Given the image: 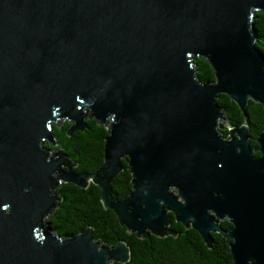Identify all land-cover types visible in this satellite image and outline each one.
Instances as JSON below:
<instances>
[{
    "label": "water",
    "instance_id": "water-1",
    "mask_svg": "<svg viewBox=\"0 0 264 264\" xmlns=\"http://www.w3.org/2000/svg\"><path fill=\"white\" fill-rule=\"evenodd\" d=\"M260 10L264 0H0V264L130 260L126 241L95 240L93 228L57 234L48 219L63 182L100 186L141 236L177 235L172 212L209 245L211 233L231 239V264H264V130L255 156L248 124L221 135L218 102L226 93L245 115L249 98L264 105ZM199 56L216 81L199 78ZM88 116L109 129L94 173L46 146L58 118L74 121L72 135ZM126 158L133 190L118 199Z\"/></svg>",
    "mask_w": 264,
    "mask_h": 264
},
{
    "label": "trees",
    "instance_id": "trees-1",
    "mask_svg": "<svg viewBox=\"0 0 264 264\" xmlns=\"http://www.w3.org/2000/svg\"><path fill=\"white\" fill-rule=\"evenodd\" d=\"M255 15L257 45L264 52V11H257ZM194 62L201 80H217L214 68L204 56L195 58ZM218 102L229 122L226 128L220 130L221 135L227 138L231 127L248 124L252 147L257 149L254 154L259 156L258 136L264 130V105L249 98L246 106L248 115H245L237 101L226 93L218 94ZM73 124L71 120L54 124V133L59 142L56 147L63 148L77 163V171L94 173L104 162L109 129L95 117L89 116L85 121V129H77L70 135L69 129ZM122 165L124 168L112 183V193L118 199L128 197L133 190V175L127 158L122 160ZM56 193L60 199L48 220L57 234L71 238L86 232L90 227L93 228L95 240L101 239L113 245L120 240L127 242L130 260L124 263L113 261L112 264H231L233 261L231 239L219 232L211 233L213 243L209 245L199 230L177 221L172 212L170 229L177 235L160 237L151 233L149 237H144L141 236L143 234L130 231L120 223L113 210L105 208L101 199L102 190L97 184L91 182L83 188L72 182H63ZM222 225L227 227L231 224L225 221Z\"/></svg>",
    "mask_w": 264,
    "mask_h": 264
},
{
    "label": "rangeland",
    "instance_id": "rangeland-1",
    "mask_svg": "<svg viewBox=\"0 0 264 264\" xmlns=\"http://www.w3.org/2000/svg\"><path fill=\"white\" fill-rule=\"evenodd\" d=\"M64 120H66V121H68V120H71V119H69V117H60V118H58V120H57V122H54V123H56V124H61ZM72 121V123L74 122L73 120H71ZM225 124L227 123V122H224ZM223 123V124H224ZM221 124V123H220ZM229 125V124H228ZM46 145L48 146L47 148L48 149H51V150H55V149H57V147H56V145L55 144H53V143H51L50 141H48V142H46ZM52 153V152H51Z\"/></svg>",
    "mask_w": 264,
    "mask_h": 264
},
{
    "label": "flooded vegetation",
    "instance_id": "flooded-vegetation-1",
    "mask_svg": "<svg viewBox=\"0 0 264 264\" xmlns=\"http://www.w3.org/2000/svg\"><path fill=\"white\" fill-rule=\"evenodd\" d=\"M63 122H66V120H64ZM63 122H62V123H63ZM228 124H229V122H228ZM225 128H226V127H225ZM84 129H85V128H84ZM84 129H83V130H84ZM223 129H224V128H223ZM58 144H59V142H58ZM259 147H260V146H259ZM64 166H66V165H64ZM225 221H229V220H228V219H222L220 222L223 223V222H225Z\"/></svg>",
    "mask_w": 264,
    "mask_h": 264
},
{
    "label": "clouds",
    "instance_id": "clouds-1",
    "mask_svg": "<svg viewBox=\"0 0 264 264\" xmlns=\"http://www.w3.org/2000/svg\"><path fill=\"white\" fill-rule=\"evenodd\" d=\"M193 63H195V62H193ZM88 117H89V116H88ZM227 122H228V121H227ZM227 125H228V124H227ZM227 125H226V126H227ZM231 128H232V127H231Z\"/></svg>",
    "mask_w": 264,
    "mask_h": 264
}]
</instances>
